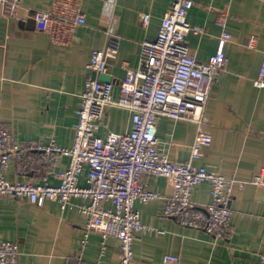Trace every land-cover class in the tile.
Wrapping results in <instances>:
<instances>
[{
	"label": "crops",
	"instance_id": "crops-1",
	"mask_svg": "<svg viewBox=\"0 0 264 264\" xmlns=\"http://www.w3.org/2000/svg\"><path fill=\"white\" fill-rule=\"evenodd\" d=\"M14 1L41 10L52 2ZM191 1L187 22L200 32L189 33L187 44L197 60L207 61L214 53L222 13L227 14L226 30L232 35L225 48V70L210 88L204 113L212 143L194 164L244 184L234 188L229 203L231 233L218 240L163 216L170 183L163 177L143 175L142 182L161 197L135 203L148 230L133 243V264H168L165 255L179 257V264H259V255L264 253V183L251 181L256 175L264 178V85L257 88L253 84L264 53V0ZM171 2L79 0L85 23L75 26L65 43L53 42L38 22L29 29L0 11V127L20 141L47 144L52 140L63 148L71 147L80 96L91 75V51L115 39L117 51L109 56L107 76L121 81L126 68L138 67L141 41L156 39ZM141 14L150 16L147 26L142 24ZM251 36L257 39L254 48L248 47ZM118 96L114 86L113 97ZM130 125V112L111 106L99 134L126 133ZM156 125L158 147L169 160H188L197 126L165 117L158 118ZM67 163V158H62L60 167ZM31 177L9 171L12 180ZM59 182L58 176H52V184ZM209 191L207 182L197 186L192 195L197 208L209 203ZM70 204L62 210L53 201L38 207L28 201L0 200V240L18 243L19 264H73L75 259L83 264H118L114 238L90 231L82 244L86 216L78 208L88 204V199L75 197Z\"/></svg>",
	"mask_w": 264,
	"mask_h": 264
},
{
	"label": "built area",
	"instance_id": "built-area-1",
	"mask_svg": "<svg viewBox=\"0 0 264 264\" xmlns=\"http://www.w3.org/2000/svg\"><path fill=\"white\" fill-rule=\"evenodd\" d=\"M192 7L191 0H172L160 21L156 39L141 41L138 67L126 68L121 81L103 82L91 75L87 77L71 147L63 148L52 140L47 144L20 141L0 127V200L28 201L38 207L53 201L64 210L73 198H86L88 204L78 208L86 216L82 244L90 231L112 237L118 243V264H133V243L148 230L135 203L145 204L161 197L142 182V176L149 174L170 183L171 194L164 198L163 216L174 219L181 227L204 231L214 239L229 237L233 214L229 203L234 188L244 183L196 166L194 161L203 157L212 143L204 113L210 88L225 70V48L232 35L226 30L227 14L222 13L214 53L207 61L197 60L187 44L189 33L200 32L187 22ZM0 11L6 18L40 23L55 43L67 42V34L85 23L79 0H52L45 10L0 0ZM141 20L147 26L150 16L141 14ZM256 40L251 36L248 47L254 48ZM116 51L115 39L102 49L92 50L91 74L107 75L109 56ZM253 84L257 88L264 85V53ZM114 86L119 90L117 98L113 97ZM111 106L130 112V130L102 136L99 130ZM160 117L197 126L188 160L171 161L158 147L156 122ZM62 158L68 161L63 168ZM10 169L18 176L33 177L12 180ZM52 176H58L60 182L52 184ZM204 182L210 184V200L203 208H197L192 195ZM251 182L262 185L264 178L256 175ZM104 203L110 205L106 207ZM19 256L18 243L0 240V264H19ZM164 261L179 264V257L165 255ZM73 264L83 263L75 259ZM259 264H264V253L259 255Z\"/></svg>",
	"mask_w": 264,
	"mask_h": 264
},
{
	"label": "water",
	"instance_id": "water-1",
	"mask_svg": "<svg viewBox=\"0 0 264 264\" xmlns=\"http://www.w3.org/2000/svg\"><path fill=\"white\" fill-rule=\"evenodd\" d=\"M25 24H26L27 28L32 29V28L34 27L35 21H34L33 19H28V21L25 22V23L22 22V21L19 22V25H20V26H24ZM91 77H92V78H97L99 81H103V82H109V81L112 80V79H111L109 76H107V75H98V76L96 77V74H95V73H92V74H91Z\"/></svg>",
	"mask_w": 264,
	"mask_h": 264
}]
</instances>
